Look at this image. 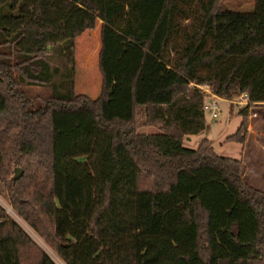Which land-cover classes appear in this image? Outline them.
I'll use <instances>...</instances> for the list:
<instances>
[{"label":"trees","instance_id":"16d2710c","mask_svg":"<svg viewBox=\"0 0 264 264\" xmlns=\"http://www.w3.org/2000/svg\"><path fill=\"white\" fill-rule=\"evenodd\" d=\"M221 1L0 0V197L63 264H264V192L210 141L181 146L205 127L201 88L247 95L225 142L243 144L264 107V0L249 13ZM98 23L126 66L108 71L101 51L93 100L75 93L73 66L51 62L72 65L75 40ZM129 47L141 57L124 83ZM149 56L171 75L151 92L166 98L137 102ZM24 86L50 94L34 108ZM123 87L121 111L107 112ZM0 264H56L1 205Z\"/></svg>","mask_w":264,"mask_h":264},{"label":"rangeland","instance_id":"374dc122","mask_svg":"<svg viewBox=\"0 0 264 264\" xmlns=\"http://www.w3.org/2000/svg\"><path fill=\"white\" fill-rule=\"evenodd\" d=\"M252 0H222L220 2V9L224 12H252ZM101 27L100 23L97 24V28L91 32H85L80 37L75 40L74 46V58L73 64L71 65L67 60L59 57H54L51 65L58 67L61 72L65 68H70L73 66L74 69V91L77 95H85L90 99H96L99 96L101 88V75L99 69L100 54L102 52V63L105 61L104 67L110 72H116L118 68H123L126 66L123 59L114 58V55L106 53L105 39L104 46H101L100 41ZM109 32H112L111 30ZM107 44L109 48H115L123 50V42L116 41L115 36L112 33H108ZM155 37L152 40V44ZM121 44V45H120ZM155 45H153V48ZM125 61L127 62L128 68L126 70V80H129V75L135 72L141 53L139 50L129 47L124 50ZM120 58V56H119ZM103 66V64H102ZM153 71V72H152ZM166 73H168L166 75ZM162 66L155 64L152 58L149 56L147 58L144 70L138 82L136 100L137 102L146 101L147 97L152 98L155 101H164L166 95L163 94H152L151 92L155 89L161 88L170 79L169 71H166ZM149 74V75H148ZM119 79L116 78V81ZM24 91L29 97H32V105L34 108L38 107L42 100L49 96L50 90L48 88L44 89L38 86H24ZM204 89V88H203ZM208 90V89H207ZM124 96L118 103L117 99L111 100L109 105L106 107L107 112L113 107L114 112L121 111V102H126L128 95V90L123 87L121 90L116 91ZM208 101V99H207ZM226 101H218V112L215 119H211L208 113H205V127L204 129L192 136L184 137L181 141V146L184 149L193 150L197 147L201 140H208L211 142V147L213 152L220 157H227L235 160H239L243 167V179L251 187L264 192V134L260 127V123L264 125L262 119V113H258L259 116L254 118L255 120L247 121L249 128L246 127V138L243 144H237L232 142H225V138L232 135L241 122V117L236 114L239 107L232 104H227ZM127 106V103H126ZM129 108V104H128ZM105 109V112H106ZM256 109V108H255ZM257 110H264L263 106H259ZM121 115V114H115ZM263 127V126H262ZM258 132L257 136L251 135L250 129ZM249 130V131H248ZM140 132L146 134L157 133L155 127H145L140 129ZM255 171V172H253ZM0 205L5 209L6 214L18 223L25 231H27L36 242H40L34 233L23 223V221L16 215L15 212L10 208V206L4 202L0 197ZM41 245H43L41 243ZM42 248V247H41ZM43 248L56 264H63L58 258H56L51 251H49L44 245ZM42 248V249H43Z\"/></svg>","mask_w":264,"mask_h":264},{"label":"built area","instance_id":"2783aa9c","mask_svg":"<svg viewBox=\"0 0 264 264\" xmlns=\"http://www.w3.org/2000/svg\"><path fill=\"white\" fill-rule=\"evenodd\" d=\"M201 90L203 91L205 96H209L208 98L204 100L202 104V111L204 113H208L211 119H215L217 117V112H218V101H224V100L211 96L207 88H204V89L201 88ZM227 102L239 108H242L248 105L247 95L245 93L235 94ZM254 118H257V114L249 113L248 119H254ZM263 122H264V118H263ZM249 124L247 125V128H249Z\"/></svg>","mask_w":264,"mask_h":264},{"label":"crops","instance_id":"0c3cea01","mask_svg":"<svg viewBox=\"0 0 264 264\" xmlns=\"http://www.w3.org/2000/svg\"><path fill=\"white\" fill-rule=\"evenodd\" d=\"M222 100V99H221ZM228 104V103H227ZM257 112L258 113H263L264 112V110H257ZM255 119H249V121H251V123H252V121H254ZM250 123V122H249ZM260 125V127H259V129H261V131L263 132V130L262 129H264V125L262 124V123H260L259 124ZM263 126V127H262ZM252 130V128L250 129V131ZM249 131V130H248ZM251 135H254V136H257V135H260V134H258V132L256 131V128H255V131L254 130H252L251 131ZM262 136H264V134H261ZM253 172H255V171H253ZM33 233V232H32ZM35 235V234H34ZM37 238V237H36ZM34 239V238H33ZM38 239V238H37ZM39 240V239H38ZM36 241V240H35ZM40 242H38L37 241V243L43 248V242L41 241V240H39ZM41 243L43 244V245H41ZM45 246V245H44ZM46 247V246H45ZM47 248V247H46ZM44 249V248H43ZM48 249V248H47ZM45 250V249H44ZM49 250V249H48ZM46 251V250H45ZM50 251V250H49ZM47 252V251H46ZM49 254V253H48ZM53 254V253H52ZM50 255V254H49ZM54 255V254H53ZM51 256V255H50ZM55 256V255H54ZM52 257V256H51ZM56 257V256H55ZM53 258V257H52ZM57 258V257H56ZM55 261V260H54Z\"/></svg>","mask_w":264,"mask_h":264},{"label":"water","instance_id":"95a60500","mask_svg":"<svg viewBox=\"0 0 264 264\" xmlns=\"http://www.w3.org/2000/svg\"><path fill=\"white\" fill-rule=\"evenodd\" d=\"M22 169L20 168H15L14 169V175H13V179L14 180H18L21 176H22Z\"/></svg>","mask_w":264,"mask_h":264}]
</instances>
